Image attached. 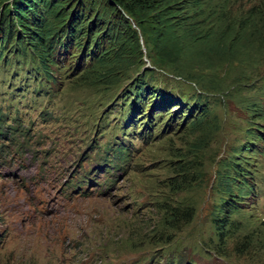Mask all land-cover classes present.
<instances>
[{
  "label": "rangeland",
  "instance_id": "1",
  "mask_svg": "<svg viewBox=\"0 0 264 264\" xmlns=\"http://www.w3.org/2000/svg\"><path fill=\"white\" fill-rule=\"evenodd\" d=\"M13 1L0 0L1 25ZM193 1L164 24L118 8L123 40L99 76L74 41L52 51L56 81L39 79L30 54L5 53L0 264H264V0ZM151 93L182 105L155 108L145 128ZM200 98L208 114L190 127ZM121 141L127 162L103 173L102 151ZM231 198L237 211L220 214Z\"/></svg>",
  "mask_w": 264,
  "mask_h": 264
},
{
  "label": "trees",
  "instance_id": "2",
  "mask_svg": "<svg viewBox=\"0 0 264 264\" xmlns=\"http://www.w3.org/2000/svg\"><path fill=\"white\" fill-rule=\"evenodd\" d=\"M42 1L44 0H14V6L12 8H5L3 10L5 24L1 25L2 22L0 23V60L3 67H6L11 62V59L5 58L4 56L7 51H14L16 52L15 55H19L20 57H26L27 54H30L28 64L30 62H36L37 66L34 67V72L39 73V79L49 81H56L53 75V68L51 67L56 64L52 51L56 49L58 54L59 50H63L65 55L73 41L74 48H77L74 55L79 52L78 62L82 60V57L89 50V57L92 64L85 67L87 73H95L97 71V75L99 76L102 73L101 68L110 66V62L108 61L110 54L112 50H116L115 45H120L123 40V31H120L121 28L116 21L119 18L124 21V16L118 11V8L139 24H143L147 19L151 18L155 19L154 22L156 24H164L166 19L174 16V13H181L183 8H185L184 5L176 7L180 0H49V4H52V6L49 5L41 11L40 5L44 3ZM195 1L191 5L198 7L200 2ZM28 14L30 15L29 17H27ZM51 15H53L52 18H50ZM11 19L18 21L23 30L16 28L15 21ZM185 24L183 23V25ZM177 25L178 27L180 26L179 24ZM92 30H94V36L91 35ZM105 43H108V45L102 49ZM56 44H59L57 45L59 47H55ZM117 51L112 56V59L116 56L124 57L123 52ZM74 55L70 58H73ZM58 57L60 56H56V59L63 60L64 58ZM70 65L71 62H69L67 68ZM27 70H30V67ZM149 76L147 82H143L142 85H135L132 91L134 97L129 106L130 108L138 106L137 98L141 97L143 99L145 96L141 93V89L151 86L148 81L152 79ZM155 96L156 94L151 93L148 97L151 102V107L145 116L148 120L144 126L149 124V117L156 110L155 108L164 107L168 103L174 102L175 105H182L177 97H165L163 94H160L159 98H155ZM206 102V98L195 99L191 104L193 106L187 108L188 111H191L194 109V106H197L195 109L199 110V113L190 120V127L197 126L203 122V119L208 114V104ZM147 103L149 102L147 101ZM177 114L178 111L167 120L165 127L171 128L173 118ZM2 121L3 115L0 114V129L2 128ZM124 122L125 125H127V122L134 123H132V120L128 121V119ZM10 128L9 133L12 134V140L16 132H23L26 135V130L22 129V127L19 128L20 130ZM0 134L6 133L0 132ZM139 134L141 136L143 131ZM23 145L24 141L19 142L16 140L13 142V146L17 149H20ZM129 151L128 145L122 141L116 142L114 147H107L102 151L103 154L100 155V161H102L101 166L105 167L107 164L103 173L109 172L110 170L118 171L122 169L123 164L127 162L130 156ZM111 153L113 154L112 158L108 160V156ZM114 160L116 162L112 164ZM229 168L235 170V166L233 165L226 166V170H229ZM226 176L229 177L231 174H227ZM229 184L224 183V186H228ZM243 185L245 187L247 186L246 184ZM242 194H239V196ZM235 203H237V199L231 198V202L227 207L218 205V211L220 214L226 209L228 213L237 211L238 208L234 206ZM216 220L215 218L214 221Z\"/></svg>",
  "mask_w": 264,
  "mask_h": 264
}]
</instances>
